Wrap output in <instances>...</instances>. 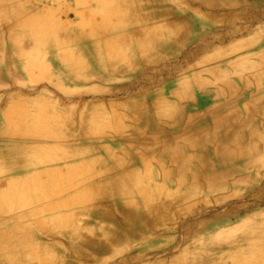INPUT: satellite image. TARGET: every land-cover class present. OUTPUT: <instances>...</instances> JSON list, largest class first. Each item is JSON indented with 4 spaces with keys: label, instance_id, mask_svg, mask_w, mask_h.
Here are the masks:
<instances>
[{
    "label": "bare ground",
    "instance_id": "obj_1",
    "mask_svg": "<svg viewBox=\"0 0 264 264\" xmlns=\"http://www.w3.org/2000/svg\"><path fill=\"white\" fill-rule=\"evenodd\" d=\"M63 1H71V8L63 15L74 11L78 20L75 26L79 28L76 36L90 41L92 55L87 64L90 68L102 60L107 73H115L114 61L129 69L131 60L124 54L130 47L137 52L144 73L123 88L125 92L135 87L141 88L142 92L146 90L128 110L137 143H129L118 151L99 146L88 147L89 151L94 149L90 153H76L72 152L76 148V139L67 136L64 128L47 122L44 110L32 117L31 126H27L30 120L27 114H22L17 125L9 124L3 116L0 133V264H107L108 260L117 257L115 264H264V118L246 103L241 104V109L248 116L247 121L231 119L232 108H224V111L214 106L191 112L187 107L188 114L184 111L182 114L188 115L189 122L182 128L181 113H169L159 107L162 106L159 104L162 94L170 95L179 105L192 99L183 96L186 88L209 85L203 76L215 82L226 74L220 69V62L224 56H235L236 52L230 48L216 51L228 41L227 37H203L183 50L175 38H179L189 25L187 20L174 18L179 11L189 13L191 4L215 13H222L223 5L217 0ZM36 7L37 14L28 16L22 28L16 24L13 34L7 31L6 45L0 48V64L3 63V67L7 64V45L25 63L32 51L48 46L53 52L48 57V67L63 76V83H92V77L86 71L81 72L78 58L70 57L67 52L71 35L66 32V27L71 24L51 20L42 10L41 1L36 0ZM190 15L194 18V13ZM207 22L218 29L236 27L235 19L219 18ZM19 30L23 40L15 36ZM236 35L235 31L228 33V37ZM158 46L175 53L183 50L182 61L173 66L176 73L171 71L178 83L162 94L150 92L164 68L155 59ZM148 64L151 66L147 67ZM182 72L190 75L183 76ZM196 89V98L207 97L206 91ZM232 95L229 91L230 100ZM149 108H155L153 121L143 118ZM255 117L260 122L256 129L252 126ZM204 119L211 121L212 130L220 133L219 138L216 135L209 137L212 146L209 153L186 158L172 150L171 143L176 147H202L203 144L197 143L196 133L208 126ZM162 122L168 123L171 131L181 127L182 134L160 133ZM120 133L113 131L112 135ZM160 146L169 169L161 162L163 159H154L151 148ZM64 148L72 151L67 152ZM128 151L134 154L137 162L132 161ZM121 156L123 158L119 159ZM75 158L83 161L66 164ZM152 163L157 171L150 178L146 172ZM30 168L41 171L3 178ZM53 174L62 176L60 183L50 178ZM38 179L45 183L43 188L34 184ZM56 186L58 189H54ZM243 188L244 191H240ZM35 195H40L42 202L35 200ZM235 197H238L235 201L227 203ZM235 220H238L236 225L227 228ZM162 237L166 242L162 245L167 246L165 249L156 245ZM134 249L136 252L130 254Z\"/></svg>",
    "mask_w": 264,
    "mask_h": 264
},
{
    "label": "rangeland",
    "instance_id": "obj_2",
    "mask_svg": "<svg viewBox=\"0 0 264 264\" xmlns=\"http://www.w3.org/2000/svg\"><path fill=\"white\" fill-rule=\"evenodd\" d=\"M37 1L38 2L41 1L42 10L44 9L47 12V14H49V17L51 20L55 21L56 19V21L60 20L64 23L67 22L71 24L69 27H66V32L71 35L70 36L71 39L69 40L68 46H67L69 47L67 48V52L70 55V57H74L76 59L78 58V61H79L78 65L81 66V69H82L81 72L86 71V73L89 76H91L93 80H92V83H90L91 85L82 83V82L78 84L63 83L61 81V77L63 76L59 74L57 70L51 69L48 67L50 64L48 57H51L53 55L52 54L53 52L50 49H48V46L47 48L45 47V49L43 48L42 50L39 49L34 52L32 51L29 57L27 58V63H25L10 48V46L7 45L5 47V49L7 48L6 55L7 57H9L7 58V64H5L6 65L5 67H3L2 65L3 63L0 64V77L2 76L0 78V81H2L0 82V133L2 131L1 127L4 124V119H2L4 118L3 116H6V120L9 124L17 125V123H20L19 119L22 116V114H25V115L27 114L26 116H28V118L30 119L27 122V126L28 125L31 126L30 124L33 123L31 122L32 117L39 110H44L45 115L47 117L46 118L47 122H49L50 124H53L55 127L57 125L59 128H62V129L64 128L67 136H70L71 138L76 139L75 150L72 151L70 149L64 148L67 152L72 151L76 153L78 152L90 153L91 151H93L95 148L99 146H106V147L113 149L114 151H118L121 148L129 145V143L130 145H132L133 143L136 144L137 137L132 131L133 130L132 118H131V113L128 110L129 109L131 110V106H134L136 104V102L142 96V93L143 92L145 93L146 90L142 92L141 88L135 87V89H131L125 92L123 88H127L128 85L130 86L133 82H135L138 78H140V76H142L144 73L143 68H141V65L139 64L141 62H140L137 52L130 47L129 51L124 54V57L126 58L129 57V59L131 60L132 67L129 69H127L126 66H123V64L114 61L113 66L116 67L115 73L114 74H111L109 72L107 73L106 69L102 67L103 65L102 60L98 64L90 68V66L87 65L88 59H90V55H92V51L89 49L90 41L80 40L76 36L79 32V28L75 26L78 20L75 19L74 11L67 12V14L63 15L65 10H67L68 8H71L69 4L71 1L62 2V0H58L61 3H58V1L56 0H47L49 1L47 3H46V0H40V1L37 0ZM217 1L219 2V4L223 5L224 7V8L222 7L223 8L222 13H215V12L203 10V9H200L197 5L191 4L189 13L179 11L175 14L174 18L178 20H187V23H188L187 26L189 25L186 28L187 30L185 29L186 31L184 30V32L181 34L179 38L177 39L175 38L178 44L182 45L183 50L185 48L191 47L193 44L197 43L200 38H203V37H209L211 39L215 37H220V38L227 37L226 40L228 41L224 42V46L222 47L216 46L217 48L220 47L219 50L216 52H220L222 49H225V48L226 49L230 48V50H233L236 52L235 56H233L235 57L233 58L235 60H241L242 58L248 57L249 55L253 57L254 59L258 57L259 58L264 57V54H263L264 53V28H262L264 27V0H254V1L253 0H217ZM115 6H118V5L115 4ZM35 12L37 14L36 0H22V1L21 0H0V48L1 46L6 45L5 42L7 38L6 36L7 31H9L10 34H13L14 33L13 28L16 24H20V27L22 28V26H24V24L27 22L26 19H28V16L34 15ZM184 13L187 15L185 16ZM190 13H194L193 15L194 18L191 19L192 15H190ZM25 14H28V15H25ZM219 18L235 19L236 27H233L232 29H229V30H225V29H218L215 26L208 25L209 23L207 21L217 20ZM230 31L237 32V35L235 37H228V33ZM22 34L23 33L21 32V30L15 32V36H17V38L21 40H23ZM71 48L72 49L74 48V49L72 50ZM183 50L179 53H175V52H172L164 48L163 46L157 47V50H155V54H156L155 59H156V62L159 65L164 66V68L161 69L162 74L161 76L157 78L156 84L151 87L152 89L150 92H154V91L159 92L164 86L168 85L171 82L172 77H174L172 76V74L176 73V71L173 70V66L182 61ZM119 51L121 50H118V52ZM22 62H24L25 64L23 65ZM149 66L151 65L148 64L147 67ZM8 67L11 69H9ZM260 68L263 69V66H260ZM3 69L5 70V72ZM122 69H124L126 73H124V70ZM121 71L123 72V74L120 73ZM171 71H172V74H171ZM5 78L7 79L5 80ZM42 98L45 99L46 101L45 100L43 101ZM25 99L26 100L28 99V100L26 101ZM18 100L19 102H17ZM47 103L48 105H46ZM34 105L38 108H36ZM9 107H11L12 109ZM69 107L71 110L69 109ZM20 109H23V110H20ZM46 109H48V111ZM145 110H146V107H145ZM147 110L148 112H146L143 115V118L149 121H153L155 119L154 109L149 108ZM4 111L6 112L5 114H4ZM12 112L13 114H11ZM117 116H119L120 119ZM68 120L69 122H67ZM100 120H102V123ZM113 120H116V121H113ZM107 121H108V125L106 126L105 124H107ZM116 122L119 123L118 124L119 126L117 125ZM116 125H117V128L120 127V129H117ZM97 129L100 130V132ZM113 131L115 132L117 131L118 133L122 131L123 132L120 134L112 135ZM73 134H75V136ZM100 137H103V139H99ZM88 147H94V149L89 151V149H87ZM81 161L83 160L80 158H75L74 161H69V162L67 161L66 164H73V163L79 164ZM33 171L38 172L41 170L33 169V168H30V170H17V172L13 173V175L10 174V175L4 176L3 178L5 177L9 178V177H15V176H27L29 174H32ZM153 172L154 170L153 168H151L149 172L147 171L146 173L149 175V177L151 176L150 178H152ZM50 178L60 183L62 176L58 174H53L50 176ZM34 184L35 185L39 184L41 188H43L45 185V183L43 181L41 182L40 179H38ZM54 189H58V186H56ZM240 191H244V188L241 189ZM34 198L35 200L42 202V197L40 195L38 196L35 195ZM237 198L238 197L228 199L227 203L235 201ZM222 206L223 205H221L220 207ZM210 207L212 208V205ZM255 209H263V208H255ZM185 219L186 218H184V220ZM237 221L238 220L232 221L227 228H231L235 226ZM208 234L209 233H205V235H208ZM155 238H157V236ZM157 241H158V244H156L157 246H162L166 243L164 241V237H162L161 240H157ZM55 243H57V241H55ZM151 245L155 246V244L153 243H151ZM163 248L165 249L167 248V246H162V249ZM135 252L136 250L134 249L133 251L130 252V254H133ZM118 259L119 257H117L114 260H108L107 264H115Z\"/></svg>",
    "mask_w": 264,
    "mask_h": 264
},
{
    "label": "crops",
    "instance_id": "obj_3",
    "mask_svg": "<svg viewBox=\"0 0 264 264\" xmlns=\"http://www.w3.org/2000/svg\"><path fill=\"white\" fill-rule=\"evenodd\" d=\"M233 58H235V57L225 56L222 59V62H220V66H221L220 69L222 70V72L224 71V74L225 73L226 74L223 75L221 78H217V81L214 82L209 77L203 76V78L208 80L211 84L209 83V85L207 84L206 86H197V87L186 88L188 92L185 89V91L183 92V96L184 97L191 96L192 99H190V101L184 100L179 105H177L175 103V101L173 99H171L170 95H169V97H166V96H163V94H162L165 90L171 89V86L178 83L176 80L177 78L172 77L171 82L168 85L164 86L159 91L162 94L161 103H159L160 105H162V106H159L160 109H164L165 111H168L169 113H181L182 114V112L184 111V114H188L187 113L188 112L187 107L191 112H196L200 109H205V108H209V107H210V109H212L214 106H219V108H221L222 110L224 108L225 109L226 108H232L231 111L229 112V117L231 119L239 120V121L240 120L247 121L248 116L247 115L245 116L244 115L245 113H243V111L241 109V104L246 103V104H248V106L253 107L254 110L257 111L258 116L261 114V117L264 118V77H263L264 76V73H263L264 72V57H263V59H262V57L261 58L258 57L256 59H254L253 57L248 56L246 58L245 57L242 58V60H235V59L233 60ZM259 65L263 66V69H261ZM182 75L188 76V75H190V73L184 72V73H182ZM228 76H229V78H228ZM236 80H239L240 84L238 82H236ZM196 88H198L199 91H201V92L206 91L207 97H203V98H199V99L196 98L195 97V94L197 93ZM229 91L233 94L232 95L233 99H231V100L227 96L229 94ZM254 91H255V94H254ZM190 92H192V93L190 94ZM220 95H221V97H220ZM162 102L164 105L162 104ZM232 103H234L235 105ZM163 107H167V108H163ZM234 107L236 108V110ZM171 109L173 112L171 111ZM225 109H224V111H225ZM224 114L226 115V113H224ZM155 116L156 115L154 114V117ZM253 120L254 121H253L252 126L254 127V129H256L260 126V122L258 121V117H255ZM188 122H189L188 121V115H183V121L181 123V127L182 128L186 127ZM203 122L205 124H207L208 126H206V128L203 129V131L196 133V136L198 138L197 143L203 144L202 147H200V146L194 147L193 146V147L188 148L184 145H180L179 147H176L175 145H173L171 143L172 150H175L177 154H179V152H180V155L183 154V156L186 158H188L190 156H194V154H197V153H199V154L200 153H205V154L209 153V151H210L209 148L211 146L210 143L208 142L209 137L212 135H214V136L216 135V138H219L220 133L218 132V130H215L214 128L212 130L213 123L211 121H209V120L206 121V119H204ZM161 125L162 126L160 129V133H163L165 135H168V134L169 135H176L177 134V136H180L182 134L181 133L182 132L181 127H180L181 130L178 129L177 131H171V130H169V124L168 123L162 122ZM151 150H152L153 155L155 154L154 159L158 160V161L159 160L161 161L163 159L161 162L165 163V168L167 169L169 167V164L167 163L166 158L162 157L161 146L160 147H152ZM128 153L131 156L132 161L137 162V160L134 158V154H132V152H129V151H128ZM122 158H123V156L120 157V159H122ZM206 161H209V160H207V158H206ZM147 168H148L147 171H149V169L153 168V170H154V172L152 173L153 174L152 177H153L155 175V171H157L155 164L152 163V165H149ZM172 183H169V184H172ZM169 184H168V186H169ZM172 185H174V183Z\"/></svg>",
    "mask_w": 264,
    "mask_h": 264
}]
</instances>
